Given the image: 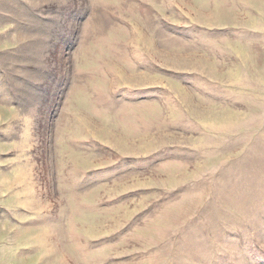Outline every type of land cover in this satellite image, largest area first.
I'll use <instances>...</instances> for the list:
<instances>
[{"label":"rangeland","instance_id":"obj_1","mask_svg":"<svg viewBox=\"0 0 264 264\" xmlns=\"http://www.w3.org/2000/svg\"><path fill=\"white\" fill-rule=\"evenodd\" d=\"M0 264H264V0H0Z\"/></svg>","mask_w":264,"mask_h":264}]
</instances>
